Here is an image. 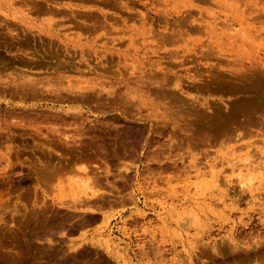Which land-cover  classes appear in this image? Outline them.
Listing matches in <instances>:
<instances>
[{
	"label": "rangeland",
	"instance_id": "rangeland-1",
	"mask_svg": "<svg viewBox=\"0 0 264 264\" xmlns=\"http://www.w3.org/2000/svg\"><path fill=\"white\" fill-rule=\"evenodd\" d=\"M263 235L264 0H0V264H264Z\"/></svg>",
	"mask_w": 264,
	"mask_h": 264
},
{
	"label": "bare ground",
	"instance_id": "bare-ground-1",
	"mask_svg": "<svg viewBox=\"0 0 264 264\" xmlns=\"http://www.w3.org/2000/svg\"><path fill=\"white\" fill-rule=\"evenodd\" d=\"M217 20V19H216ZM213 23V22H212ZM219 23V22H218ZM218 23H216V24H218ZM236 26V25H235ZM231 29H234V28H231ZM239 29V28H238ZM237 30V29H236ZM110 92V94L112 93L111 91H109ZM257 164H259V163H257ZM237 166V165H236ZM234 166V167H232V171L231 172H236V174H235V177L238 179V183L239 184H242V185H250L251 184V179H247V177L257 168V166H254L253 164H252V162H247V163H244V164H242L241 166ZM220 180V179H219ZM221 182V181H220ZM219 182V184H221ZM225 182V181H224ZM93 195V194H92ZM94 195H95V192H94ZM98 196V195H97ZM96 195H95V197L98 199V200H100V201H103V195H100V196H98L97 197ZM228 208V207H227ZM96 210H94V209H92V211H91V213L92 214H95L96 212H95ZM166 211V210H165ZM157 214V213H156ZM159 215V214H158ZM182 216V215H181ZM179 219H180V217H178ZM192 218V217H191ZM179 224H181L180 222H178ZM113 238V237H112ZM259 238H262V239H264V235L262 236V237H259ZM111 240V239H110ZM116 240V239H115ZM108 241H109V239H108ZM256 243H258V242H256ZM120 244V243H119ZM123 244V243H122ZM121 244V245H122ZM113 247V246H112ZM124 246H122V248H123ZM110 248V246H107L106 247V250L108 251V249ZM120 249V250H124V248L123 249ZM114 249H116V248H114ZM113 249V250H114ZM110 251V250H109ZM115 253H117V251L115 252ZM120 253V252H119ZM121 256V255H120ZM124 257V256H123ZM122 258V257H121ZM123 259H125V258H123ZM125 260H127V257H126V259Z\"/></svg>",
	"mask_w": 264,
	"mask_h": 264
}]
</instances>
